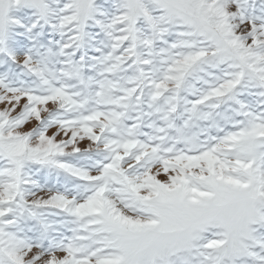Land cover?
<instances>
[{"label":"snow or ice","instance_id":"6c2138e0","mask_svg":"<svg viewBox=\"0 0 264 264\" xmlns=\"http://www.w3.org/2000/svg\"><path fill=\"white\" fill-rule=\"evenodd\" d=\"M0 264H264V0H0Z\"/></svg>","mask_w":264,"mask_h":264}]
</instances>
